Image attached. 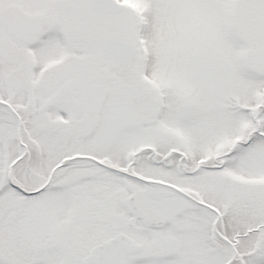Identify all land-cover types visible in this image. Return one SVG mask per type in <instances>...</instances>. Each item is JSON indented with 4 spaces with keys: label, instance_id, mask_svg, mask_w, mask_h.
<instances>
[{
    "label": "snow or ice",
    "instance_id": "6c2138e0",
    "mask_svg": "<svg viewBox=\"0 0 264 264\" xmlns=\"http://www.w3.org/2000/svg\"><path fill=\"white\" fill-rule=\"evenodd\" d=\"M0 264H264V0H0Z\"/></svg>",
    "mask_w": 264,
    "mask_h": 264
}]
</instances>
